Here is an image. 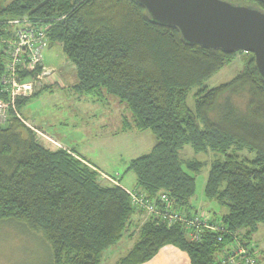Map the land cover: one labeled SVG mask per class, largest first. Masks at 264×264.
I'll return each instance as SVG.
<instances>
[{
	"label": "trees",
	"instance_id": "obj_1",
	"mask_svg": "<svg viewBox=\"0 0 264 264\" xmlns=\"http://www.w3.org/2000/svg\"><path fill=\"white\" fill-rule=\"evenodd\" d=\"M224 1L264 12V0ZM25 17L46 31L48 49L62 46L76 71L75 89L125 104L131 117L124 130L155 137L152 151L127 169L136 189L163 211L168 207L186 219L202 214L219 230L203 227L195 241L182 222L151 217L135 223L143 212L119 179L102 178L75 151L41 144L20 112L23 99L0 124V222L41 234L52 249L51 264H100L104 252L129 234L135 244L116 264H145L168 246L186 253L191 264H217L236 239L254 243L264 224V81L254 55L233 80L210 89L207 83L244 52L189 45L178 29L153 23L137 0H12L0 6V38L11 37L8 22ZM7 61L0 48V91ZM245 91L244 108L233 96ZM187 147L217 157L204 192L227 209L220 219L192 204L196 175L206 164L183 160ZM161 195L169 205L160 204Z\"/></svg>",
	"mask_w": 264,
	"mask_h": 264
},
{
	"label": "rangeland",
	"instance_id": "obj_2",
	"mask_svg": "<svg viewBox=\"0 0 264 264\" xmlns=\"http://www.w3.org/2000/svg\"><path fill=\"white\" fill-rule=\"evenodd\" d=\"M11 1L0 0V6H6ZM43 57L47 67L61 71L63 76L66 75V81L60 82L58 86L44 89L32 98L23 99L20 106L21 114L26 119L35 121L37 125L42 126L43 130L52 138L60 140L63 144H65L64 142L69 144V147L73 146L72 141L78 143L81 148L86 144H94L95 149H97V144H99L103 151L110 150V153L103 154V158L109 164L112 163V151L114 153L122 152L117 158H114L117 165L115 170H119L118 175L115 174V171L113 173L107 172L118 178L124 186L133 189L136 185V177L133 172H127L128 165L124 164L129 158L136 159L142 156L141 154L146 152L145 150H149V147L140 152L141 147H139L136 153H127L129 143L117 136L120 127L118 108H115L110 101H97L96 96L79 92L74 88L77 82L76 71L63 52L61 45L57 44L52 48H47L43 53ZM249 57L250 54L245 52L239 54L236 61L212 78L207 86L213 89L233 80L244 70ZM247 94L246 91L235 94L233 96L235 103L245 108ZM188 103L193 107L194 99L192 96L189 98ZM121 125L123 126V121H121ZM112 134L113 138L117 139V147H113L107 139V137L113 139ZM36 135L39 138V135ZM132 144L134 143L132 142ZM61 146L55 147L58 150H63L65 145ZM77 152L81 153L80 149H77ZM181 158L185 161L192 160L206 164L196 175L197 188L192 204L198 211L202 210L204 214L213 218L218 216L220 219L227 213V209L209 200L204 192L210 166L217 157L212 153L196 154L191 148L187 147L181 152ZM103 174L101 173L102 178L107 176ZM253 238L254 244L258 246V256L264 264V251H262V249L264 250V224L259 226ZM135 240V238L128 235L125 236L118 244L104 252L100 264H116L118 260L129 253L135 244ZM52 260V249L41 234L30 232L27 228L13 221L0 222V264H51Z\"/></svg>",
	"mask_w": 264,
	"mask_h": 264
},
{
	"label": "built area",
	"instance_id": "obj_3",
	"mask_svg": "<svg viewBox=\"0 0 264 264\" xmlns=\"http://www.w3.org/2000/svg\"><path fill=\"white\" fill-rule=\"evenodd\" d=\"M8 24L14 26L11 37L0 38V48L4 49L8 60L1 78L0 124L5 123L11 109L16 111L18 100L40 94L61 76V71L51 69L44 63L43 53L48 46V37L44 29L34 27L28 17L12 20ZM25 124L54 148L62 147L57 141L38 130L34 123L26 121ZM104 177L118 183L107 176ZM128 193L135 209L145 213L148 218H161L167 220L169 225L176 222L185 223L188 231H194L190 234L192 240L196 241L199 238V232L203 227L213 231L219 230L218 226L208 225L202 214L186 219L181 214L171 212L168 207L164 211L161 210L158 201L150 200L140 189ZM160 197V204H170L167 195ZM257 252L254 243L245 246L236 239L230 247L218 254L217 264H259Z\"/></svg>",
	"mask_w": 264,
	"mask_h": 264
},
{
	"label": "water",
	"instance_id": "obj_4",
	"mask_svg": "<svg viewBox=\"0 0 264 264\" xmlns=\"http://www.w3.org/2000/svg\"><path fill=\"white\" fill-rule=\"evenodd\" d=\"M155 24L178 29L189 45L255 56L264 81V12L224 0H137Z\"/></svg>",
	"mask_w": 264,
	"mask_h": 264
},
{
	"label": "crops",
	"instance_id": "obj_5",
	"mask_svg": "<svg viewBox=\"0 0 264 264\" xmlns=\"http://www.w3.org/2000/svg\"><path fill=\"white\" fill-rule=\"evenodd\" d=\"M64 81H66V75L63 76V74H61V76L56 78L55 83L51 84L50 86L51 87L52 86H58L60 84V82H64ZM108 101H110V103L113 104V106L115 108H118L120 127L118 130L117 136H120L119 138H121L122 140H125L126 142L129 143V149H128L127 153H132V152L136 153V151H138L139 147H141L139 149V152L144 151V148L149 147V150H145L146 152H143V154H141L142 156L150 153L156 144V141H155L156 139H154L155 137L153 136V134L150 132H147V131L140 132V131H136V130H124L125 118L129 119L131 117L129 112H128L127 106L125 104L120 103L116 99H112V100L109 99ZM29 121L35 123V125L40 129V131H42L43 133L48 135L43 130L42 126L37 125V123L35 121H32V120H29ZM121 121H123V126L121 125ZM49 137L52 138L51 136H49ZM111 137L113 138V134ZM52 139H54L55 141H57L58 143H60L63 146L65 145L64 147L66 149L75 151V153L77 155H80V157L86 159L100 173H104L103 175L111 176L112 174L109 172L113 173L114 171H115V174L117 173V175H118L119 170H115L116 169L115 167H117V165L114 162L115 161L114 158H117L118 155L122 152L114 153V151H112L111 152L112 153L111 154L112 163L109 164L103 158V154L110 153L109 152L110 150L103 151L100 148L99 144H97V147H98L97 149H95L94 144L93 145L86 144L83 148H81V146L78 143L71 141L73 146L69 147V144H67L66 142H64L65 144H63L62 142H60V140H56L55 138H52ZM107 139H108V141H110V144L113 147H117V141H116L117 139H114V138L111 139L109 137H107ZM40 140H41V144L50 148L51 150H58V149L54 148V146L46 143L44 140H42V139H40ZM132 142L134 144H132ZM112 146H108V147L113 148ZM77 149H80L81 153H83V154H81L80 152H77ZM96 153H98V154H96ZM142 156H140V157H142ZM132 160H134V158H129L128 161H126L125 164L123 162V164L128 165L127 167H129L130 166L129 164L131 163ZM105 169H108V170H105ZM107 171H109V172H107ZM119 183H120L119 185H121L125 190H127V192L135 190L137 188V180H136V185H135V187H133V189H130L127 186H124L122 184V182H120V181H119ZM147 219H148V217L146 216V214L137 213L134 217V222L140 225L141 223L143 224ZM135 227H134V225H131L130 231L132 232L135 229ZM128 236L130 237V234ZM133 238H135V237H133ZM262 251H264V250L262 249ZM145 264H191V261H190L189 256L186 253L182 252L181 250H179L175 247L168 246V247L162 249L151 261H149Z\"/></svg>",
	"mask_w": 264,
	"mask_h": 264
}]
</instances>
